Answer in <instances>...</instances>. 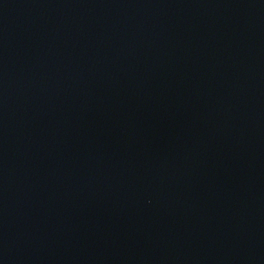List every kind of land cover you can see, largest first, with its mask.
Returning <instances> with one entry per match:
<instances>
[{"label":"water","instance_id":"95a60500","mask_svg":"<svg viewBox=\"0 0 264 264\" xmlns=\"http://www.w3.org/2000/svg\"><path fill=\"white\" fill-rule=\"evenodd\" d=\"M0 264H264V0H0Z\"/></svg>","mask_w":264,"mask_h":264}]
</instances>
